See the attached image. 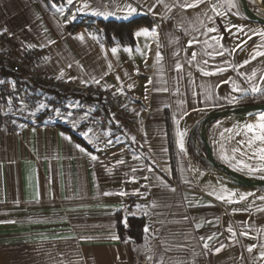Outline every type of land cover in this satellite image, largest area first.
Listing matches in <instances>:
<instances>
[{
    "label": "crops",
    "instance_id": "1",
    "mask_svg": "<svg viewBox=\"0 0 264 264\" xmlns=\"http://www.w3.org/2000/svg\"><path fill=\"white\" fill-rule=\"evenodd\" d=\"M86 2L89 8L77 11ZM235 2L231 8L228 0L194 7H182L194 0H63L46 8L39 0H0V37H11L0 51L17 58L40 49L39 73L112 90L133 121L121 135L101 107L75 98L47 115L39 102L22 104L19 112L7 105L16 127L0 124V264H264V191L237 186L201 160L200 121L242 106L245 96L232 91L234 84L247 90L246 97L260 95L251 93L253 84L264 87V56L252 59L264 51L257 47L264 45V26L245 19ZM247 3L264 16V0ZM129 5L136 8L131 15ZM136 18L150 25L135 28L133 47L100 40L96 21ZM213 27L217 31L209 32ZM193 38L197 42L189 47ZM233 97L239 102L230 103ZM261 114L223 118L207 131L215 161L258 180L264 171L250 169L264 168V144L255 133L240 140L247 157L258 156L262 166L243 168L225 156L231 135ZM89 129L87 138L81 135ZM135 134L145 153L134 151ZM229 193L235 195L228 199ZM127 208L126 216L146 220L148 232L139 244L122 242L117 233L116 215Z\"/></svg>",
    "mask_w": 264,
    "mask_h": 264
},
{
    "label": "built area",
    "instance_id": "2",
    "mask_svg": "<svg viewBox=\"0 0 264 264\" xmlns=\"http://www.w3.org/2000/svg\"><path fill=\"white\" fill-rule=\"evenodd\" d=\"M10 41L11 37L6 33L0 37V44L9 43ZM41 55L42 52L38 48L27 49L17 58L9 51H0V67L8 70L21 81H28L39 89L50 90L57 95H78L84 98L97 99L105 107L107 114L114 121L116 129L121 135H126L128 131L132 130L131 115L115 92L94 84H79L70 78L41 74L35 69ZM0 81H4V83H0V124L11 131L15 130L16 123L5 111L8 104L11 105L14 111L19 112L22 104L33 106L38 101L41 105V115H47L51 110L63 108V102L53 97H44L37 100L34 93L25 87L22 82L13 83L3 78H0ZM132 145L134 151L145 153L146 149L136 134Z\"/></svg>",
    "mask_w": 264,
    "mask_h": 264
},
{
    "label": "trees",
    "instance_id": "3",
    "mask_svg": "<svg viewBox=\"0 0 264 264\" xmlns=\"http://www.w3.org/2000/svg\"><path fill=\"white\" fill-rule=\"evenodd\" d=\"M41 3L45 4L46 8H50L51 5H60L63 3V0H39ZM149 26V20L146 18H136L128 22H114V21H96L95 26L98 29L97 34L102 42L107 44L109 47L114 45L120 46H129L133 47L135 45V40L133 32L138 26ZM0 78L8 79L13 83L22 82L25 87L29 88L31 92L34 93L36 99H41L44 97H53L64 102L66 99L75 98L86 104L96 103L98 107H101L100 111L106 113L105 107L101 102L94 98H84L78 95H57L50 90L39 89L38 87L31 85L28 81H21L17 76L9 72L8 70L0 67ZM38 102V101H37ZM36 102V103H37ZM242 106H252L257 104H264V95L248 96L241 99ZM107 115V113H106ZM172 139H170V149L172 154ZM205 157V152L201 156ZM202 160V159H201ZM203 161V160H202ZM172 165L174 166V157H171ZM204 163V162H203ZM205 166H207L204 163ZM124 211L117 213V233L122 242L129 241L132 244H139L144 240L146 228V220L144 217L136 216H126Z\"/></svg>",
    "mask_w": 264,
    "mask_h": 264
},
{
    "label": "snow or ice",
    "instance_id": "4",
    "mask_svg": "<svg viewBox=\"0 0 264 264\" xmlns=\"http://www.w3.org/2000/svg\"><path fill=\"white\" fill-rule=\"evenodd\" d=\"M206 2H207V0H194V3L185 4V5H182V7H194V6H198L199 4L206 3ZM66 3L68 5H73L74 0H66ZM156 3L157 4H162L163 3V0H156ZM228 4H229V7H231V8L237 7V4H236L235 0H228ZM51 7H54L55 8L56 5L53 4V5H51ZM88 8H89V4L86 2L81 7L77 8V11H83L84 9H88ZM149 8H152V5H149ZM211 10L213 12H215L217 16H222V13L217 9L216 5H213ZM57 11H62V8H57ZM128 12H129V15H131L132 13H135L136 12V8H133V7H131V5H129L128 6ZM93 14L94 15H97V16H99V15H107V14H104V13H101V12H94ZM204 14L207 15V13H204ZM74 18L75 17H73V19ZM225 30L226 31H231L230 28H226ZM208 31L209 32H216L217 29L213 27V28H209ZM241 31H243V30L241 29ZM139 34L140 33H138V35ZM148 34L149 33L147 31H145L143 33V35H148ZM153 35H155V33H153ZM259 35L261 37H264V31L259 32ZM77 38L80 39L81 41L84 39L83 36H79ZM52 42L54 43L55 41H52ZM196 42H197L196 39L193 38V40H190L188 42V46L191 47ZM217 42L219 43V40H217ZM30 47H32V46H30ZM237 47H239L241 50H243V45L242 44L237 45ZM257 47L258 48L259 47H264V45H258ZM115 52H116V48H112V53L115 54ZM220 54L222 55V52ZM257 56H264V51H257V52H255L252 55V59H255ZM160 58H161L160 57V54L157 53V60H159ZM192 60H196V53L195 52L192 53ZM248 62L249 61H245L244 63L246 64ZM69 67H71V65H69ZM181 67L182 66L180 64H177L176 65L177 70H179ZM219 71H224V69H219ZM204 75H209V73L208 72H205ZM255 76H256V73L255 72H252L251 73V77L254 78ZM117 79H119V77H117ZM261 81L264 82V76L261 77ZM0 83H4V81H0ZM129 87H131V86H129ZM232 91L233 92L239 91L243 96H245V97L247 96V90H245L243 88H239L235 84L232 87ZM250 91H251V93L253 95H256V94L264 95V87H260L259 85L253 84L251 86ZM233 102H239L238 98L233 97V99L230 100V103H233ZM245 127L247 128L248 132H253L255 130V137L254 138L256 140H259L261 142V144H264V114H261L259 116V119H258V122L257 123H255V124H247ZM91 131L92 130L89 129L87 132H82L81 135L87 138L88 137V132H91ZM180 135L182 136L183 134H180ZM109 143H111V141H109ZM240 143H243V142L241 141ZM248 144H249V146H251V141H249ZM76 147L82 153L85 151V149L83 147H80L79 145H77ZM179 147H180L181 151L184 150L183 139H181L179 141ZM91 159L92 160H96L97 157L95 155H92L91 156ZM260 159L261 160H264V147L260 148ZM120 163H123V161H120ZM133 171H135V169H133ZM148 171H152V168L149 167L148 168ZM250 171H264V168L250 169ZM145 179H147V177H145ZM145 187H147V186H145ZM233 195H235V193H229L227 198L230 199L231 196H233ZM240 198L241 199H244L245 197L242 195ZM217 199H225V197H223V196H217ZM260 199L261 200H264V197H260ZM144 231H145V233H147L148 232V228H145ZM228 231L229 232H232V229L229 228ZM232 234L235 235L234 232H232ZM241 234L242 235H246V233H244V232H242ZM209 239H211V237H209ZM204 247L207 248L208 245L205 244ZM219 250H220L219 248L216 249V251H219ZM252 250H253L252 247L249 246L248 251L251 252ZM260 255H261V258H264V252H261ZM149 259H151V257H149Z\"/></svg>",
    "mask_w": 264,
    "mask_h": 264
},
{
    "label": "water",
    "instance_id": "5",
    "mask_svg": "<svg viewBox=\"0 0 264 264\" xmlns=\"http://www.w3.org/2000/svg\"><path fill=\"white\" fill-rule=\"evenodd\" d=\"M242 15L248 21L264 26V16L253 11L247 0H237ZM264 112V104H257L252 106H236L212 112L204 117L200 123V140L205 148V157L202 158L203 162L214 172L218 173L223 178L231 183L258 191H264V180L251 179L243 175L237 174L224 165L215 161L212 156L211 145L207 137L208 127L217 120L233 117V116H253Z\"/></svg>",
    "mask_w": 264,
    "mask_h": 264
},
{
    "label": "rangeland",
    "instance_id": "6",
    "mask_svg": "<svg viewBox=\"0 0 264 264\" xmlns=\"http://www.w3.org/2000/svg\"><path fill=\"white\" fill-rule=\"evenodd\" d=\"M247 124H244V126H241L237 129L232 135L231 138L227 141L229 147V153L227 156H225V159L228 161L234 163L236 166L240 165V167L247 168L249 165L253 166H262V163H259L258 156H249L247 157L248 148L246 146H243L242 143H240V138L242 135L248 132L247 128L245 127ZM255 133V130L253 131ZM237 144V145H236ZM258 150L256 149V152ZM233 153V154H231ZM231 154V155H230Z\"/></svg>",
    "mask_w": 264,
    "mask_h": 264
}]
</instances>
